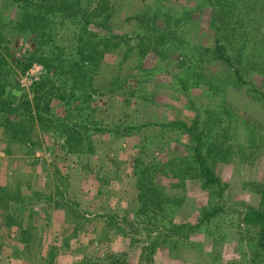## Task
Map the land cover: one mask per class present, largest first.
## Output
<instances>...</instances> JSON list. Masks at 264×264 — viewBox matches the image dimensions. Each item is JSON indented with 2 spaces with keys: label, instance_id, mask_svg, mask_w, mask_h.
Returning a JSON list of instances; mask_svg holds the SVG:
<instances>
[{
  "label": "rangeland",
  "instance_id": "374dc122",
  "mask_svg": "<svg viewBox=\"0 0 264 264\" xmlns=\"http://www.w3.org/2000/svg\"><path fill=\"white\" fill-rule=\"evenodd\" d=\"M0 104V264H264V0H0Z\"/></svg>",
  "mask_w": 264,
  "mask_h": 264
},
{
  "label": "trees",
  "instance_id": "16d2710c",
  "mask_svg": "<svg viewBox=\"0 0 264 264\" xmlns=\"http://www.w3.org/2000/svg\"><path fill=\"white\" fill-rule=\"evenodd\" d=\"M65 11H67V9H65ZM72 11V7H70V11L69 13ZM69 17H72V15L69 14ZM114 39H120L119 36H115ZM46 60H42L41 62H43L44 64H47L45 62ZM0 111L3 112L4 109L2 108V105L0 104ZM12 114L10 116H7V117H3L1 118L0 117V120H2L3 122H9L11 121L12 117H19V115H17V110H11ZM191 133V131H190ZM196 151H197V156H199V160L201 162V169H202V174L204 176V178L208 181V183H212L214 182V177L213 175L210 173V171L208 170V168L206 167L205 163L203 162L202 158H201V152H200V149L199 147L196 148ZM263 198V202H264V194L262 196ZM254 222L255 223H258L261 225L262 227V230H263V237H264V216H256L254 215Z\"/></svg>",
  "mask_w": 264,
  "mask_h": 264
}]
</instances>
